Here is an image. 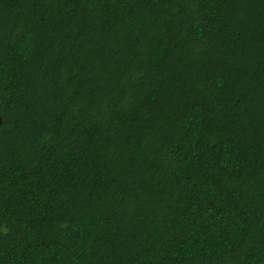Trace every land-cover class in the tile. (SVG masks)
<instances>
[{
  "label": "trees",
  "instance_id": "obj_1",
  "mask_svg": "<svg viewBox=\"0 0 264 264\" xmlns=\"http://www.w3.org/2000/svg\"><path fill=\"white\" fill-rule=\"evenodd\" d=\"M0 264H264V0H0Z\"/></svg>",
  "mask_w": 264,
  "mask_h": 264
},
{
  "label": "water",
  "instance_id": "obj_2",
  "mask_svg": "<svg viewBox=\"0 0 264 264\" xmlns=\"http://www.w3.org/2000/svg\"><path fill=\"white\" fill-rule=\"evenodd\" d=\"M0 124H1V120H0Z\"/></svg>",
  "mask_w": 264,
  "mask_h": 264
}]
</instances>
